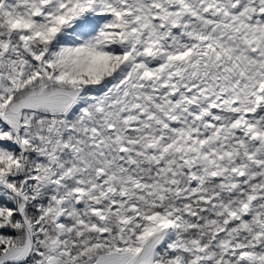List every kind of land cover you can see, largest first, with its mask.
Listing matches in <instances>:
<instances>
[{
  "label": "snow or ice",
  "instance_id": "obj_1",
  "mask_svg": "<svg viewBox=\"0 0 264 264\" xmlns=\"http://www.w3.org/2000/svg\"><path fill=\"white\" fill-rule=\"evenodd\" d=\"M0 264H264V0H0Z\"/></svg>",
  "mask_w": 264,
  "mask_h": 264
}]
</instances>
